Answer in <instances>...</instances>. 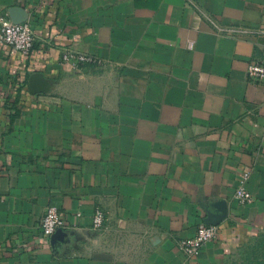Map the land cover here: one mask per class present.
I'll use <instances>...</instances> for the list:
<instances>
[{
  "label": "crops",
  "instance_id": "0c3cea01",
  "mask_svg": "<svg viewBox=\"0 0 264 264\" xmlns=\"http://www.w3.org/2000/svg\"><path fill=\"white\" fill-rule=\"evenodd\" d=\"M0 264H264V0H0ZM74 49L105 62L62 63ZM41 74L49 91L33 95ZM18 110L17 117H11ZM244 174L251 203L235 192ZM57 207L69 228L45 239ZM104 226L93 228L96 209ZM80 214V216H78ZM200 224L218 237L187 258Z\"/></svg>",
  "mask_w": 264,
  "mask_h": 264
},
{
  "label": "built area",
  "instance_id": "2783aa9c",
  "mask_svg": "<svg viewBox=\"0 0 264 264\" xmlns=\"http://www.w3.org/2000/svg\"><path fill=\"white\" fill-rule=\"evenodd\" d=\"M203 16L210 21L218 32L222 34H264V29L259 31L248 30L244 28H222L218 26L208 15ZM35 43V33L29 20L21 23H14L5 14L0 12V47L7 50L10 55L22 54L28 55ZM62 63L64 65H73L80 70L87 66L96 68L104 67L105 62L95 58L85 52L74 49H66L63 52ZM80 68V69H79ZM247 79L252 84H264V61L257 60L249 64L247 68ZM249 174H244L240 184L235 192V199L240 204L251 203L252 194L248 191L246 184ZM80 216V214H78ZM105 214L101 209H96L93 214V228L100 230L104 226ZM69 222L66 217L55 206L46 208L41 221V231L45 239L54 236L57 232H65L69 228ZM219 234V228L216 225L200 224L193 238L179 243L178 248L187 258L198 256L202 248L209 242L214 241Z\"/></svg>",
  "mask_w": 264,
  "mask_h": 264
},
{
  "label": "water",
  "instance_id": "95a60500",
  "mask_svg": "<svg viewBox=\"0 0 264 264\" xmlns=\"http://www.w3.org/2000/svg\"><path fill=\"white\" fill-rule=\"evenodd\" d=\"M14 23H21L27 21V19L23 20H15L11 19ZM30 91L33 95L47 93L49 91V83L41 74H34L30 79ZM63 233V231L57 232L55 235Z\"/></svg>",
  "mask_w": 264,
  "mask_h": 264
},
{
  "label": "trees",
  "instance_id": "16d2710c",
  "mask_svg": "<svg viewBox=\"0 0 264 264\" xmlns=\"http://www.w3.org/2000/svg\"><path fill=\"white\" fill-rule=\"evenodd\" d=\"M11 111H12V112L14 111V112L16 113L15 115H13V116L10 118V119H11V122H12V121H14V120L16 119V117H17V113H18L17 111H18V110L14 109V108H11Z\"/></svg>",
  "mask_w": 264,
  "mask_h": 264
}]
</instances>
